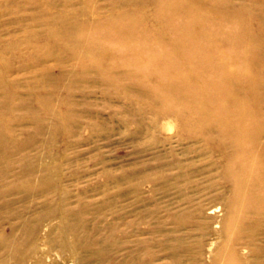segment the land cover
Wrapping results in <instances>:
<instances>
[{"label": "rangeland", "instance_id": "rangeland-1", "mask_svg": "<svg viewBox=\"0 0 264 264\" xmlns=\"http://www.w3.org/2000/svg\"><path fill=\"white\" fill-rule=\"evenodd\" d=\"M200 1L187 3L203 9L210 0ZM229 2L252 11L264 4ZM90 5L102 15L130 11L145 27L151 23L143 17L151 8L145 0H0V264H149L146 249L157 253L152 264H172L165 241L178 234L187 244L198 239L172 218L188 207L181 194L195 192L173 183L180 169L172 163L181 161L204 185H223L219 155L205 151L201 138L190 140L160 103L135 110L143 79H116L133 65L108 72L86 50L72 53L50 37L56 24L90 18ZM205 14L229 37L220 11ZM244 65L243 75H257L252 62ZM209 212L220 220V209ZM211 228L191 262L213 264L217 221Z\"/></svg>", "mask_w": 264, "mask_h": 264}, {"label": "bare ground", "instance_id": "bare-ground-1", "mask_svg": "<svg viewBox=\"0 0 264 264\" xmlns=\"http://www.w3.org/2000/svg\"><path fill=\"white\" fill-rule=\"evenodd\" d=\"M145 1L151 7L143 14L151 20L146 27L130 11L102 15L90 5V18L69 26L56 24L50 37L63 40L72 53L86 50L96 57L93 64H108V72L133 65L116 79H143V89L137 92L142 103L135 110L160 103L190 140L201 138L205 151L219 155L222 187L215 182L204 185L181 161L172 163L180 169L173 183L178 186L182 180L184 188H195L193 195L181 194L188 207L172 218L186 236L198 239L187 244L178 234L165 241L162 251L170 262L196 264L191 254L200 258L203 238L217 221L220 243L213 264H264V4L253 12L229 0H210L203 9L201 3L189 7L187 0ZM206 10L226 17L229 37L214 29L219 21L206 18ZM128 55L134 60L126 59ZM159 58L171 66L163 68ZM247 62L253 63L257 75H243L239 64ZM214 208L222 211L220 220L210 215ZM145 252L152 264L157 253Z\"/></svg>", "mask_w": 264, "mask_h": 264}]
</instances>
